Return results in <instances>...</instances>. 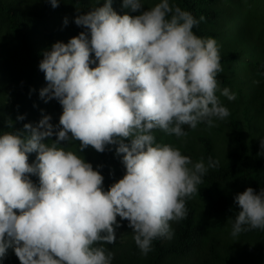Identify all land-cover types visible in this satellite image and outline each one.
<instances>
[{
    "label": "clouds",
    "instance_id": "1",
    "mask_svg": "<svg viewBox=\"0 0 264 264\" xmlns=\"http://www.w3.org/2000/svg\"><path fill=\"white\" fill-rule=\"evenodd\" d=\"M143 5L123 0V8L139 12L131 16L106 0L75 17L84 28L77 36L43 52L39 68L48 84L40 96L55 98L63 111L59 124L45 115L24 124L26 132L0 134V259L11 247L21 264H112L113 253L97 244H114L124 220L146 255L157 238H172L171 222L186 218V200L219 166L211 156L193 163L157 142L154 131L184 137L185 126H213L230 115L217 95L235 99L217 80L224 70L219 45L193 31L203 15L197 19L172 0L140 11ZM61 141H79V150ZM260 143L264 155V138ZM108 145H118L126 173L105 190L104 176L80 152ZM235 202L233 237L264 230V188L247 187Z\"/></svg>",
    "mask_w": 264,
    "mask_h": 264
},
{
    "label": "trees",
    "instance_id": "2",
    "mask_svg": "<svg viewBox=\"0 0 264 264\" xmlns=\"http://www.w3.org/2000/svg\"><path fill=\"white\" fill-rule=\"evenodd\" d=\"M105 2L60 0L59 6L53 7L50 0H0V134L26 132L24 124L35 126L45 115L51 116L53 125L59 124L62 105L55 98L46 101L40 96V90L48 84L39 68L43 52L57 41L67 43L77 36L84 28L75 23V17ZM143 2L140 11L158 0ZM172 2L197 19L205 17L193 31L217 41L224 69L217 80L220 89L228 87L235 93V99L229 100L218 91L221 102L230 110L227 118L217 119L213 126H185L184 137L157 129L156 140L179 148L193 163L201 158L207 163L209 156L220 163L208 170L198 191L186 200V218L171 222V239L157 238L145 255L124 220L116 229L114 244L98 242L97 246L103 244L113 253L112 264H264V230L231 235L240 210L235 196L247 187L257 193L264 188V155L260 154V141L264 138V0ZM122 4L123 0H112L113 9L119 14H139ZM21 115L23 120L18 119ZM56 139L53 135L45 142ZM79 144L60 142L61 147L74 151L79 150ZM117 147L108 145L99 152L89 146L80 152L104 176L105 190L126 173L123 154L117 155ZM36 155L28 154V162L33 163ZM30 178L39 185L37 175L30 174ZM0 264L21 262L10 247Z\"/></svg>",
    "mask_w": 264,
    "mask_h": 264
}]
</instances>
